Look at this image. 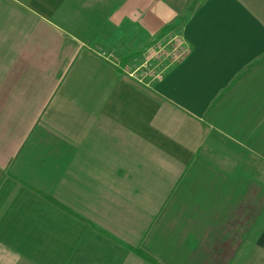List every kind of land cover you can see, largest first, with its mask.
I'll use <instances>...</instances> for the list:
<instances>
[{
    "label": "crops",
    "instance_id": "0c3cea01",
    "mask_svg": "<svg viewBox=\"0 0 264 264\" xmlns=\"http://www.w3.org/2000/svg\"><path fill=\"white\" fill-rule=\"evenodd\" d=\"M192 1L0 0V264H264V202L228 255L225 224L159 229L214 102L264 56V0ZM169 32L187 56L129 77ZM218 116L234 178L264 198V155L241 142L258 119Z\"/></svg>",
    "mask_w": 264,
    "mask_h": 264
},
{
    "label": "rangeland",
    "instance_id": "374dc122",
    "mask_svg": "<svg viewBox=\"0 0 264 264\" xmlns=\"http://www.w3.org/2000/svg\"><path fill=\"white\" fill-rule=\"evenodd\" d=\"M195 1H192V5ZM132 33L130 27L120 30L116 36L121 41L132 42ZM162 37L156 36L149 43ZM144 47L140 44L133 50L135 60L126 65L125 71L139 84H150L154 81L150 75L152 72L147 74L143 71ZM211 111L207 117L211 135L204 140L206 143L189 163L168 199L159 229L165 231L171 227H185L188 224L187 218L188 222L195 221L193 224L203 220L220 227L225 224L226 233L223 228L211 230L225 233V253L228 255L261 208L264 198L261 195L256 196L248 186L234 178V156L221 154L230 151L226 146V139L234 137V133L228 130L225 116L218 115L225 114L226 111L227 117L236 119V124L243 129L258 119L253 133H248L241 142L264 155V56L238 75L232 85L214 102ZM178 219L183 221L179 225L176 223ZM220 245L223 246L222 243Z\"/></svg>",
    "mask_w": 264,
    "mask_h": 264
},
{
    "label": "built area",
    "instance_id": "2783aa9c",
    "mask_svg": "<svg viewBox=\"0 0 264 264\" xmlns=\"http://www.w3.org/2000/svg\"><path fill=\"white\" fill-rule=\"evenodd\" d=\"M188 52L189 47L182 36L169 32L145 48L143 71L147 74L152 72L150 75L154 80L161 78L172 64L184 59ZM129 75L133 76L132 73Z\"/></svg>",
    "mask_w": 264,
    "mask_h": 264
}]
</instances>
